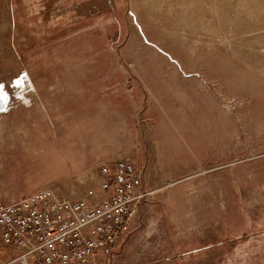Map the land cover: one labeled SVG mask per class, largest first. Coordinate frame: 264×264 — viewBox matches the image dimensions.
Segmentation results:
<instances>
[{
	"label": "rangeland",
	"instance_id": "rangeland-1",
	"mask_svg": "<svg viewBox=\"0 0 264 264\" xmlns=\"http://www.w3.org/2000/svg\"><path fill=\"white\" fill-rule=\"evenodd\" d=\"M16 1L20 9L11 21V0H0V86L42 53L46 38L52 46L45 54L59 47L79 61L96 44L98 55H121L127 68L146 72L148 97L159 102L157 119H170L177 131L173 153L181 152L180 136L193 148L181 157L192 169L176 172L187 180L168 194L175 173L162 174L155 117L139 110L151 196L132 214L130 234L141 235L130 239L118 264H264V0H39L46 14L32 16L25 7L37 0ZM35 24H45L46 31ZM116 68L97 73L106 80L105 93L122 91L124 73ZM13 146L6 144L8 152ZM92 175L97 188L99 173L40 188L56 186L70 195L83 176ZM15 183V176H0V201L40 189L14 192ZM169 200L167 220H152L151 210L163 214ZM173 235L178 237L166 239ZM171 240L185 247L171 254Z\"/></svg>",
	"mask_w": 264,
	"mask_h": 264
},
{
	"label": "crops",
	"instance_id": "crops-1",
	"mask_svg": "<svg viewBox=\"0 0 264 264\" xmlns=\"http://www.w3.org/2000/svg\"><path fill=\"white\" fill-rule=\"evenodd\" d=\"M37 3L26 5L24 13L27 16L46 14L44 5H39V0ZM19 9L17 1L11 0L8 12L11 21L17 20ZM35 25L37 29L46 31L45 24ZM71 26L70 30L76 28L75 24ZM53 40L60 43L59 38ZM44 41L42 53L31 56V63L26 65L24 71L8 84L0 86V91L6 93V99H0V176L16 177L11 190L33 191L48 181L82 173L98 174L105 164L121 157H127L140 169L146 188V148L137 121V114L143 108L151 110L152 117H155L153 122L161 152L162 174L170 177L175 173V182L167 188V193L181 188L187 178L176 172L192 169L181 157L192 154L193 148L180 136L181 152L173 153L175 141L172 135H177V131L170 119L165 122L157 119L159 102L154 95L148 97L152 91L146 81V72L138 74L127 68L125 64L128 61L121 55H98L96 44L94 53L79 56V61L74 55L64 54L59 47L53 49V54H50V50L45 54V48L52 45L47 44L49 38ZM88 43L92 47V41ZM79 62L83 65L79 66ZM115 63L116 69L124 73L122 91L120 94L105 93L106 80L96 76L104 69L113 70ZM99 86L100 94L97 92ZM7 143H14L12 148L15 151L8 152ZM171 203L172 200L162 203L163 214L159 216L152 209L151 219L166 221L164 207L171 206ZM157 205L154 203L153 208ZM135 217L136 214L128 218L117 246L98 251V264H118L119 258L125 255L130 239H134V236L140 238V232L130 234ZM176 237L178 235L166 239ZM172 242L175 243V250H169L171 254L179 253L178 247H185L184 243ZM204 243L209 244L202 242V245ZM206 245L202 246V250ZM0 249L6 255V261L2 264H38L36 258L24 261L21 257L23 250L15 246L1 244Z\"/></svg>",
	"mask_w": 264,
	"mask_h": 264
},
{
	"label": "built area",
	"instance_id": "built-area-1",
	"mask_svg": "<svg viewBox=\"0 0 264 264\" xmlns=\"http://www.w3.org/2000/svg\"><path fill=\"white\" fill-rule=\"evenodd\" d=\"M94 186L93 175L83 176L70 195L46 185L0 201V245L20 248L24 261L38 264H98V251L118 245L128 218L151 193L124 158L105 164Z\"/></svg>",
	"mask_w": 264,
	"mask_h": 264
},
{
	"label": "snow or ice",
	"instance_id": "snow-or-ice-1",
	"mask_svg": "<svg viewBox=\"0 0 264 264\" xmlns=\"http://www.w3.org/2000/svg\"><path fill=\"white\" fill-rule=\"evenodd\" d=\"M0 99H6V93L0 91Z\"/></svg>",
	"mask_w": 264,
	"mask_h": 264
}]
</instances>
